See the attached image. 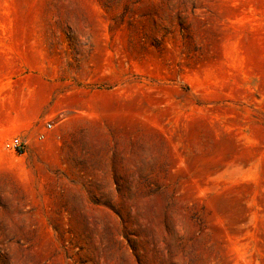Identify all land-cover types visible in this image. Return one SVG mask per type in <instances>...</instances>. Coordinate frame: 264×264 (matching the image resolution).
I'll return each mask as SVG.
<instances>
[{
  "label": "rangeland",
  "instance_id": "374dc122",
  "mask_svg": "<svg viewBox=\"0 0 264 264\" xmlns=\"http://www.w3.org/2000/svg\"><path fill=\"white\" fill-rule=\"evenodd\" d=\"M0 264H264V0H0Z\"/></svg>",
  "mask_w": 264,
  "mask_h": 264
},
{
  "label": "crops",
  "instance_id": "0c3cea01",
  "mask_svg": "<svg viewBox=\"0 0 264 264\" xmlns=\"http://www.w3.org/2000/svg\"><path fill=\"white\" fill-rule=\"evenodd\" d=\"M39 115V111L31 110L28 107L21 106L19 107V113L11 112V117H13L12 124L19 125L20 129H22L21 133H29L31 131V127L35 125Z\"/></svg>",
  "mask_w": 264,
  "mask_h": 264
},
{
  "label": "built area",
  "instance_id": "2783aa9c",
  "mask_svg": "<svg viewBox=\"0 0 264 264\" xmlns=\"http://www.w3.org/2000/svg\"><path fill=\"white\" fill-rule=\"evenodd\" d=\"M47 128H50V126L48 125ZM40 138H42V136ZM3 148L6 151H12L13 153H15L17 155H21L24 153L25 143H23L18 138L14 137V138L8 139L4 142Z\"/></svg>",
  "mask_w": 264,
  "mask_h": 264
}]
</instances>
